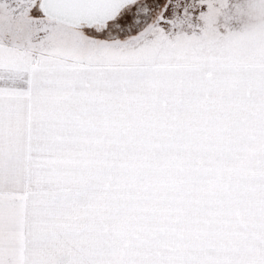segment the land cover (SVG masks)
<instances>
[{
  "label": "snow or ice",
  "instance_id": "obj_1",
  "mask_svg": "<svg viewBox=\"0 0 264 264\" xmlns=\"http://www.w3.org/2000/svg\"><path fill=\"white\" fill-rule=\"evenodd\" d=\"M0 264H264V0H0Z\"/></svg>",
  "mask_w": 264,
  "mask_h": 264
}]
</instances>
